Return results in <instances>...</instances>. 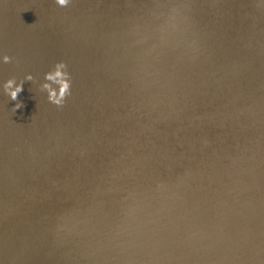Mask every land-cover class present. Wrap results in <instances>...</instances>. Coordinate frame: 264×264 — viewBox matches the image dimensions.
Wrapping results in <instances>:
<instances>
[{"label": "water", "instance_id": "water-1", "mask_svg": "<svg viewBox=\"0 0 264 264\" xmlns=\"http://www.w3.org/2000/svg\"><path fill=\"white\" fill-rule=\"evenodd\" d=\"M0 264H264V0H0Z\"/></svg>", "mask_w": 264, "mask_h": 264}, {"label": "clouds", "instance_id": "clouds-1", "mask_svg": "<svg viewBox=\"0 0 264 264\" xmlns=\"http://www.w3.org/2000/svg\"><path fill=\"white\" fill-rule=\"evenodd\" d=\"M55 3L60 7H68L72 0H55ZM3 62L5 64L11 63L12 58L5 55L3 57ZM68 66L64 62H59L55 64L54 69L45 75V80L47 82L43 83L41 86V91L48 93V100L50 103L54 104L57 107H63L67 98L71 95L72 88V79L71 75L67 70ZM26 81H33L34 77L32 75H27L25 77ZM25 81L22 80L17 84L15 78L9 79L4 84L5 94L10 97L12 101H17L19 95L23 92ZM58 86L57 87H54ZM23 107L22 103H16L14 111Z\"/></svg>", "mask_w": 264, "mask_h": 264}]
</instances>
